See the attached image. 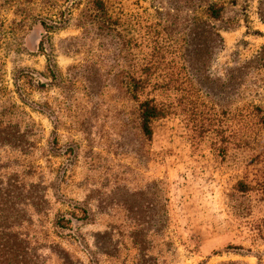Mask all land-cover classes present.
Listing matches in <instances>:
<instances>
[{"label":"rangeland","instance_id":"1","mask_svg":"<svg viewBox=\"0 0 264 264\" xmlns=\"http://www.w3.org/2000/svg\"><path fill=\"white\" fill-rule=\"evenodd\" d=\"M103 1L0 0V264H264V0Z\"/></svg>","mask_w":264,"mask_h":264},{"label":"trees","instance_id":"2","mask_svg":"<svg viewBox=\"0 0 264 264\" xmlns=\"http://www.w3.org/2000/svg\"><path fill=\"white\" fill-rule=\"evenodd\" d=\"M187 2L192 6L195 4V2L199 3V0H187ZM87 3L92 6L96 12L95 16L102 19V22H112V18L108 14L103 0H87ZM222 11V6L212 2L206 3L202 9V13L206 17V21L207 19L218 20ZM207 29L209 30L210 28L207 27ZM209 34L210 33H208L207 36ZM218 39L221 40L219 36ZM143 71H149V68L143 69ZM125 84L131 94L132 99L138 102L141 133L145 137L149 138L152 135L151 122L158 118L164 117L168 111V106L165 103L155 101L153 97H150L149 93H145V89L150 86L149 74L139 75L138 77L129 76L127 77ZM144 94L145 98L141 100L140 98L144 96ZM3 138L2 132L0 131V147L3 146V142L5 140Z\"/></svg>","mask_w":264,"mask_h":264}]
</instances>
